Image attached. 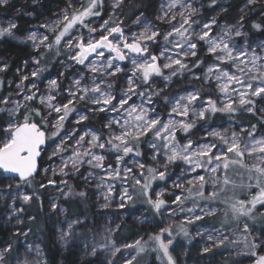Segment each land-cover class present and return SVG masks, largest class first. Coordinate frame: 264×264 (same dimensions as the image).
Returning a JSON list of instances; mask_svg holds the SVG:
<instances>
[{"label":"rangeland","instance_id":"374dc122","mask_svg":"<svg viewBox=\"0 0 264 264\" xmlns=\"http://www.w3.org/2000/svg\"><path fill=\"white\" fill-rule=\"evenodd\" d=\"M62 1L63 5H56L49 15L43 16L32 26L23 30L22 36L17 35L20 42L29 47L30 53L27 60L12 67L9 71H7L5 62L0 60V142L5 138L3 130L8 127V124L23 123L25 116L29 117L30 122L37 123L46 133V146L42 150L40 169L35 177L27 182H20L13 177H5V174L0 172V230L6 231V237L4 236L0 241V255H2L0 264H49L43 250V243L39 239L41 237H30L32 224L34 231L44 236L41 205L33 197L39 191L43 193L45 206L50 216L47 219L48 227L52 231L54 246H59L65 244L63 233L66 235L74 224L84 220V218H76L77 214L70 220L67 216L68 207L61 203L73 197H79L80 195H77L79 190L75 186L81 183L84 184L86 190L92 191V206L105 221L104 228L107 230V240L110 245L105 240L99 249L108 248L112 255L117 252L121 253L119 264H127L128 261L132 264H150L152 261L157 264H168L167 258L159 250L157 243L149 239L150 236L156 234H161V239L165 243L168 240L172 241L169 245V254L174 264H178L176 262L178 260L180 264H221L227 255L228 259L245 258V250L253 251L255 255H251L240 264H256L257 260L264 256V234H259V232H264V205L256 204L248 216L235 218L230 209L231 204L240 200L245 201L246 208L251 207L247 202L251 201L259 191L255 186V172L250 173L246 168H240L239 165H231L228 170L220 168L216 173L207 171L206 168H196L192 171L193 166L182 160L167 164L165 168L166 154L170 152L163 147L165 141L157 139L153 132L139 138L136 150L140 155H136L134 151L125 156L122 151L118 153L111 149L106 142L113 135H120L128 127L125 120H132V123H135L133 117L138 113H133V117H129L127 110H130V106H136L137 109L143 106L148 111V118H155L161 122L158 125L160 128L169 120L193 123L194 126L187 132L183 131L177 123L174 129L175 140L172 141L178 146L191 141L193 150L204 143H216L226 150V146L220 139L210 135L213 131L225 134L229 139L235 132L242 142L250 143L253 137L256 140L264 139V94L251 95L256 87L264 86V83L259 79L250 78L253 75L259 76L264 71V33L261 37L250 39L246 30L248 9L260 0H251V2L245 0L238 3L236 11L231 16H225L227 8L218 0L212 1L211 4L208 3L209 7L204 5V0H157L149 13L141 12L134 15H128L125 12L128 0H98L94 11L99 15L89 16L85 20V23L95 28L96 31L90 33L88 28L76 25L61 40V43L56 45L55 36L63 28V16L65 14L71 16L73 12L82 10L89 2V0ZM261 1L264 2V0ZM7 2L8 0L0 5L3 6ZM192 9L195 11H191ZM261 16L264 17V12ZM185 18L189 19V24H184ZM106 21L107 25H105ZM213 21L215 23H212ZM205 24L211 25L209 37L200 40L198 36L206 31ZM10 25H15L11 32L13 36H16L14 34L15 17H0V28H9ZM117 25L122 29L128 42H131L134 36L138 37L145 29H148V34L154 31L159 35L154 41L142 42L148 48L144 56L129 53L125 60L115 61V65L119 66L121 71L115 72L114 75L109 74L114 72V68L103 72L91 71L93 63L99 67L101 60L106 64L107 58L115 55L107 50H103L105 52L103 58L92 54L84 64L76 63L70 58L77 50L68 47L69 40H73L74 43V38L81 37L85 41L90 38L98 40L101 35L107 34L102 26L110 28ZM181 25H183L181 31L187 29L185 36L188 40L197 45L195 49H189L188 40L175 34L174 29L181 28ZM237 30L241 33L240 36L235 34ZM169 32L173 34L169 36L168 41H165L164 37ZM32 34L36 37L34 41L28 39ZM114 36L116 42L122 46L123 42L120 41L119 34H114ZM44 37H47V40ZM209 39L220 45L215 52L209 50ZM175 44H183L184 47H174ZM224 44L232 49L233 56L240 51H245L247 56L240 58L244 63L229 60ZM192 51H195L196 55L201 51L207 58L190 69L191 59L196 56L191 55ZM185 53L188 54L185 55ZM153 55L157 57L161 74L151 75L145 83L141 73L137 72L135 76L133 75L132 60L135 59L141 63ZM253 55L260 59L256 61L254 71L248 72V69L253 68V65L249 63ZM218 57H222L223 62ZM172 60H180L185 67L180 68L177 64H173L171 68L163 67L165 63H170ZM42 62H45L43 63L45 67L42 66ZM198 65H200V71L196 73L193 69ZM210 68L211 72H209ZM238 68H244V73L238 71ZM223 71L239 76L244 84L228 81L226 77H223ZM33 72H38V75L34 77ZM188 72H191L187 75L189 85L179 91L171 89L174 76L177 73V76H180ZM218 76L220 79H217ZM130 78L134 80L133 87L136 94H130L131 99L128 100V104L119 112L111 111V105H104L102 102L92 103L93 99L101 98L100 93L89 91L86 93V99H80V96L85 95L83 89H91L99 85L102 92L110 93L115 97L113 104H118L129 88ZM53 80L56 81L55 88L50 87V82ZM76 81H79V85ZM248 83L253 85L252 89L247 87ZM225 84L229 89L226 93L221 91ZM70 92L75 93V97L71 96ZM141 92L144 93L143 96L139 95ZM242 92L247 93L244 99L250 103L240 105V93ZM190 93L197 95L198 98L191 104H188L187 99L181 100V97H187ZM33 94L35 96L32 100H25L26 96ZM50 95L54 97L51 103L56 106H62L70 99L73 100L70 105L73 110L63 121V127L57 136L52 135L56 131L53 125L57 123L58 116L62 113L58 114L46 106L47 97ZM42 98L45 103L41 102ZM149 99L151 103L148 102ZM209 100L216 105L217 109L230 103L235 110L242 109L245 113L256 114L261 127L256 130L232 121L210 126L198 115L200 111H205V115L221 112H212L208 104ZM177 101L181 104L178 111H183V105H188L187 116L173 112ZM33 110L39 111L40 115H36V111ZM81 116H86L87 119L80 121ZM77 121L80 122L77 123ZM249 132L253 133V137L248 136ZM93 135L100 138V143H105L104 149L92 147L89 144ZM161 135L169 134L162 131ZM178 135L184 137L183 143ZM81 136L84 140L77 143ZM153 143L157 145L156 148L150 146ZM140 144H142L141 147H139ZM58 145L63 150L53 155ZM90 148L94 154L105 157L102 162L103 168L89 165L87 161L91 159L90 156L81 155L79 160L76 159V152L83 153ZM228 155L232 159H238L232 153ZM117 156L123 157L119 165ZM154 156L156 159H153ZM243 159L249 167L258 163L255 156H248L247 153ZM73 161H76V167H73ZM139 164L145 166L143 170L139 168ZM117 167L121 170V177L124 175L125 167L131 168L132 173L129 176L134 174L142 183L145 177L151 178L147 171L148 168L156 169L157 173L165 172L166 175L163 180L158 176L157 179L152 180L148 189V197H146L143 189L131 178L127 181L122 178H108L109 172ZM225 175L231 181L227 185L223 184ZM198 176L205 177L204 196L208 197L209 193L215 191L217 193L215 199H204L197 196V192L200 191L199 181L196 179ZM249 176H252V179H249ZM189 180L193 183L189 184ZM176 184L182 187H175ZM125 188L133 198L131 201H122ZM157 194H160V198L165 201L159 212L147 202L149 197L155 200ZM25 195L30 197L27 202L23 200ZM176 196H181L184 202L182 204L173 203ZM33 202L37 205L35 204L36 206L31 209L32 216L28 207ZM121 203L124 204L123 208L120 207ZM188 209H194V211L189 212ZM209 212L212 214H208ZM195 216L202 218L196 220ZM124 220H128L129 223L141 229L137 240L141 241L142 251L136 247H128L135 243L119 246L114 244L113 233ZM189 220H192V223H189ZM245 226H247V231H245ZM182 228L187 231V236L184 235ZM162 229H169L171 235L168 232L161 233ZM252 231L256 232L252 233ZM253 244L256 245L255 249L252 248ZM192 245L195 246V253L199 255L195 262L187 258ZM205 248L209 251L205 252ZM211 251L227 252L210 258L208 254ZM203 255L209 258H201ZM112 259L108 261L111 263Z\"/></svg>","mask_w":264,"mask_h":264},{"label":"snow or ice","instance_id":"6c2138e0","mask_svg":"<svg viewBox=\"0 0 264 264\" xmlns=\"http://www.w3.org/2000/svg\"><path fill=\"white\" fill-rule=\"evenodd\" d=\"M6 0H0V3H4ZM215 2V0H213ZM251 2V0H249ZM98 5V0H89L87 6L83 7L82 10H77L69 16L68 14H65L63 16V28L59 31V34L55 36V44L59 45L61 43V40L67 36L70 31L76 26V25H82L85 28H88V31L90 33H93L96 31L95 28H91L88 26V24L85 23V20L87 17L92 15H99L98 12L94 11ZM173 6H175L173 4ZM191 11H195L192 9ZM58 24L60 22H57ZM107 21L105 22V25H107ZM212 23H215L213 21ZM184 24H189V19H184ZM190 26V25H189ZM15 25H10L9 28H0V36H3L5 34L12 35L11 29L14 28ZM104 31L107 33L106 35H101L98 40L96 39H88L85 41L82 37L81 38H74L75 43L73 40H69L68 47L75 48L77 51L75 52V55L71 56L70 58L76 61V63L84 64L86 60L89 59L92 54H95L98 58H103L105 56V52L103 50H107L110 54L114 53L115 55H110L107 58L106 64L103 60L100 62V66L97 67L95 63L91 66L92 72H103L107 69L114 68V72H110V75H114L115 72H120L121 69L119 66L115 65V61H123L128 57L129 53H134L139 56H144L145 53L148 52V48L146 45H144L143 41H154L156 37L159 35L157 32H151V34H148V29H145L144 32H141L138 37L134 36L131 42H128V40L124 37L122 29L117 25L114 27H105ZM254 27L259 28V25H254ZM183 29V25H181V28L174 29V32L176 35L181 36L185 40H188V37L185 36V32H187V29ZM204 29L206 31H203L202 34H199L198 38L200 40H204L206 37H209V32L211 29L210 24H205ZM114 34H119V39L122 41V46L120 43L116 42ZM173 33L169 32L165 35L164 39L165 41H168L169 36H171ZM237 36H240L241 33L237 30L235 33ZM110 37H113V39H110ZM30 40H35V34H32L28 37ZM45 40H47V37H44ZM196 44L192 43L190 40L187 42V47L189 49H195ZM220 45L217 44L215 41L209 39V50L211 52H215L216 49ZM48 47H51V45H48ZM174 47H184L183 44H175ZM126 50V51H125ZM224 50L227 53V58L229 60L233 61H240L241 63H244V61H241L240 58L247 56V53L245 51H240L237 53V55L233 56L232 49L228 47L227 44H224ZM188 53H185L187 55ZM163 55V53H162ZM191 55H196L195 51L191 52ZM170 59V58H169ZM218 59H221L223 62L222 57H218ZM260 59L259 57L253 55L252 59L249 61L253 65V68L248 69V72H252L255 69L256 61ZM132 63L134 65L133 69V75L135 76L137 72L142 74L143 80L145 83L148 82L151 75H160L161 74V67L157 64V57L155 55L151 56L150 59H145L143 62L138 63L135 59L132 60ZM173 64L179 65L180 68H184L185 65L180 60H172L170 63H165L163 65L164 68H171ZM246 66V65H245ZM212 69H209V72H211ZM238 71L241 73H244V68H238ZM32 75L35 77L38 75V72H33ZM223 77H226L228 81L235 82L237 84H244V81L240 79L239 76L230 74L228 71L222 72ZM253 80H261L262 83H264V71L260 73L259 76H251L250 77ZM27 79V77H25ZM167 79V77H165ZM217 79H220L218 76ZM76 84L79 85V81H76ZM134 80L131 78L129 79V88L127 92L124 93V98H121L118 102V104H113V100L115 97H113L110 93H104L102 92L99 85H96L92 87L91 89H83L85 92V95L80 96V99H86V93L91 91L93 93H100L101 98H95L92 100V103L99 104L103 103L104 105H111V111L119 112L121 109L124 108L126 104H128V100L131 99L130 94H136L135 88L133 87ZM35 87V85H33ZM50 87L55 88L56 87V81L53 80L50 82ZM247 87L249 89L253 88V85L251 83L247 84ZM228 85L225 84L221 88L222 92H227ZM264 94V86L256 87L254 91L251 92V95L253 96H260ZM70 95L75 97V93H71ZM139 95L143 96L144 93L141 92ZM245 95L247 93H240V105H244L245 103H250V101H246L244 99ZM35 94L29 95L25 97V100H32L34 98ZM197 95L195 94H189L187 97H181V100L187 99L188 104H191L193 101L197 99ZM54 99L53 96L47 97V104L46 106L56 113H62V115L58 116L57 123L53 125V127L56 129L55 132L52 133L53 136H57L59 134L60 129L63 127V121L67 118L68 114L73 110L70 105H72L73 100H69L68 103L63 104L62 106H56L51 103V101ZM42 103H45V100L41 99ZM151 103V100L148 101ZM208 104L210 105V110L212 112L221 111V112H234L235 108L232 106V104H225L222 108L217 109L216 105L209 100ZM19 107V105L17 106ZM181 108L180 101H177V105L175 108H173V112H176L178 115L187 116L188 115V105H183V111H178V109ZM101 111L105 109H100ZM251 111V109H248ZM15 111V110H13ZM36 111V115H40L39 111ZM128 111V116L133 117V113L136 114L133 119L135 123H132V120H125V124L128 125V127L120 134V135H113L106 143L111 146V149L119 152H123L125 156H127L130 153H133L135 151L136 155H140L139 151L136 149L138 148V141L141 136L147 135L149 132H153L155 137L157 139H162L165 141L163 144V147L170 152V154H166V163L164 165L165 168H167V164L175 163L177 160H182L186 164L192 165V171H195L196 168H206L207 171H210L212 173H216L218 169L223 168L224 170H228L231 165H239L240 168H246L250 173L255 172L256 173V187L259 189V191L256 193L255 196L252 197L251 201H248L251 205V207H245V201H236L235 203L230 205V209L232 212L233 217L238 216H248L252 209L256 206V204H262L264 205V139L256 140L253 137V133L249 132L248 136L253 137L249 142H242L241 138L238 136L237 133L233 132L231 138L229 139L225 134H222L220 132L213 131L210 133V135L220 139L222 143L226 146V150L220 148L216 143H204L199 145L195 150L192 149V142L189 141L187 144L183 146H178L175 143H172V141L175 140L174 136V129L179 123L181 129L185 132H187L189 129H191L194 124L193 123H185L183 121L175 122L172 120H169L167 123H164L162 125V128L158 127L160 125V121L155 118H148V111L144 109L143 106H140L139 109H137L136 106H130V110ZM199 118L204 119L205 118V111L199 112ZM87 119L86 116H81L80 121ZM80 121H77L79 123ZM106 127H110V125H106ZM255 128V125H253V129ZM4 131V139L2 142H0V169H2L6 173H14L18 175L20 181L27 182L29 181V178L33 176V173L37 170V157L40 156L41 153V145L45 143L46 140V133L41 130V128L38 126L37 123L30 122L29 117L25 116L23 123H9L8 127L3 130ZM165 132L169 135L162 136L161 133ZM243 131V129H242ZM169 136H171V139H169ZM84 140V137L81 136L79 141L77 143H80ZM100 138L97 135H93L91 140L89 141V144L92 147H98L100 149L105 148V143H100ZM115 141H118L119 143H116ZM63 144V141H62ZM171 144V147H170ZM153 148H156V144L150 145ZM214 149L216 151H214ZM62 147L60 145L57 146L56 151L53 153V155L57 154L58 152L62 151ZM229 153L234 154L235 157L238 159H232L229 157ZM245 153L248 154V156H255V159L258 161V163L252 164L250 167L245 164L244 162V155ZM81 155L83 156H90L91 159L87 161L89 165H92L96 168H103V161L105 159L102 155H96L91 151V148L84 151L83 153L76 152L75 156L76 159L79 160ZM123 159L121 156H117V164L119 165L120 161ZM153 159H156L154 156ZM95 162V163H93ZM214 165V166H213ZM140 169H144L143 164L138 165ZM73 167H76V161H73ZM63 171V169H61ZM148 173L150 174V179L148 177H145L144 182L142 183L140 179L136 178L134 174L129 176V174L132 173L131 168L125 167L123 169L124 175L121 177V170L119 167L116 169H113L109 172L108 178L115 179V178H122L125 181H127L129 178L135 181L136 185H139L143 189L144 196L148 197V189L151 185L152 180L157 179V176L159 179L163 180L165 178L166 173L165 172H158L156 169L148 168ZM141 175H143V172H141ZM199 181V188L200 191L197 192V196L204 199H215L217 196V193L215 191L209 193L208 197L204 196V184H205V177L204 176H198L196 178ZM249 179H252V176H249ZM49 183H52V181H49ZM189 184H192L193 181L189 180ZM215 184V180L213 181ZM231 183L227 175H225L223 179V184L227 185ZM175 187H182L180 184L174 185ZM248 187H252V185H248ZM83 195V193H81ZM30 199L29 196L25 195L23 196V200L27 202ZM107 199V197H106ZM133 198L131 195L128 194V189L125 188L123 190L122 195V201L127 200L131 201ZM186 199V198H185ZM147 202L152 206V208L159 212L161 207L165 204V201L160 198V194H157V197L155 200L148 198ZM184 201L181 196H176L175 201L173 203L182 204ZM106 206V205H105ZM55 207V205H53ZM120 207H124V204L121 203ZM189 212L194 211V209H188ZM203 211V209H201ZM208 214H212L209 212ZM200 216H195L196 220L201 219ZM19 222V221H18ZM189 223H192V220L188 221ZM71 227V225H69ZM184 232V235L187 236L188 233L183 228L181 229ZM245 231H247V226H245ZM168 232L169 235H171V232L169 229H162L161 233ZM211 238V237H210ZM150 240H153L157 243L159 250H161L164 254V256L168 260V264H174L173 258L169 254V245L172 243L171 240H168L167 243L164 242V240L161 239V234H156L149 237ZM128 247H136L139 251H142L141 247V241L137 240L135 242V245H129ZM256 245L253 244L252 248L255 249ZM7 251V249H5ZM118 251V249H117ZM205 252L209 251L208 248L204 249ZM93 252H95V249H93ZM253 255H255V252H253ZM0 259H2V255H0ZM134 259V258H133ZM127 264H132L131 261H128ZM256 264H264V256H261Z\"/></svg>","mask_w":264,"mask_h":264},{"label":"trees","instance_id":"16d2710c","mask_svg":"<svg viewBox=\"0 0 264 264\" xmlns=\"http://www.w3.org/2000/svg\"><path fill=\"white\" fill-rule=\"evenodd\" d=\"M156 1L157 0H128L125 12L128 15H134L141 12L149 13ZM212 1L213 0H204L203 3L204 5H206V7H209L208 3L211 4ZM243 1L245 0H218V2H220L224 7L227 8L225 16H231L236 11L238 3ZM56 5H63V1L8 0V2L3 6L0 5L1 18L14 16L16 19V28L14 31V34L16 36H7L5 34L3 38H0V60H3L5 62L8 69L7 71H9L12 67L21 64L22 61L27 60L30 53L29 47L21 43L17 35L22 36L24 32L23 30L27 29L28 26H32V24H34L43 16L49 15L51 13V10ZM248 10V27L246 28L248 37L250 39L261 37L264 33V17L261 16L264 12V2L260 0L258 3L251 5ZM254 25H259V28L254 27ZM206 58L207 56L199 51L198 54L191 59V62L189 64L190 69L193 68L196 63L203 62ZM43 63L45 62H42V64ZM42 66L45 67L44 64ZM193 70H196L195 72L198 73V71H200V65H198ZM177 74L174 76V81L171 89L179 91L186 85H189L190 81L187 79V75L191 74V72L181 74L180 76H177ZM5 75L3 76L5 77ZM203 121L212 127L221 125L224 122L228 121L246 126L247 128H253V125H255L256 130L261 127L259 124V118L256 116V114L245 113L242 109L227 113H211L205 115ZM178 138L183 143L182 140H184V137L178 135ZM141 145L142 144H140L139 147H141ZM75 187L77 190H79V194L77 195L80 196L77 198L73 197L70 200L63 201L61 203L68 207L67 216L68 218L70 217V220H72V217L75 216V214H77L76 218H84V220H82V222L80 223L74 224L66 235L63 233L65 244L54 246L51 234L52 231L48 227L49 222H47V219L50 216L48 214L47 207L45 206V199L41 191L37 192L38 194L33 198H36L41 205V222L44 228V236L40 235L41 233H36L33 229L32 224V233L30 234V237H41L39 239L43 243V250L49 264H119L121 253L117 252L115 255H112L111 250L108 248L103 247L99 249V246H101L102 243L105 242V240L108 245H110V243L107 240V230L104 228L105 221L102 216H99L97 214L92 206V191L86 190L83 183L77 184V186ZM81 193H83V195H81ZM35 204L36 202H33L28 207L29 212H31L33 206L37 205ZM31 214L33 216L32 212ZM140 230L141 229L136 227V225L129 223L128 220H124L121 223L120 227L114 231L113 242L116 246L135 243L138 235L141 232ZM253 232L256 231H252V233ZM259 234H264V232H259ZM4 236L6 237V231L0 230V241ZM93 249H95V252H93ZM190 249L191 250L188 252L187 258L191 262H195L197 261V256L199 255L198 253H195L196 249L194 245H192ZM223 252L225 253L227 251ZM223 252L211 251L208 256L210 255V258H215ZM244 253L246 255H244L245 258H240L238 260H234L233 258L228 259V255L224 254L225 256H227L221 261V264H240L241 262L244 263L248 257L253 255V251L249 250H245ZM175 256L177 255L175 254ZM206 257L207 256L203 255L201 258L206 259ZM110 258H113L111 263L108 261ZM176 262L180 264L179 260ZM150 264L157 263L155 261H152Z\"/></svg>","mask_w":264,"mask_h":264},{"label":"water","instance_id":"95a60500","mask_svg":"<svg viewBox=\"0 0 264 264\" xmlns=\"http://www.w3.org/2000/svg\"><path fill=\"white\" fill-rule=\"evenodd\" d=\"M45 146H46V140H45V143L43 145H41V153H40V156L37 157V170H36L35 173H33V176L32 177H35L38 174V172H39V169H40L39 162H40V159L42 157V150L44 149ZM0 172L1 173H4L5 174V177H13V178L17 179L18 181H20L18 175L14 174V173H6L2 169H0ZM32 177H30V178H32ZM20 182H24V181H20Z\"/></svg>","mask_w":264,"mask_h":264}]
</instances>
